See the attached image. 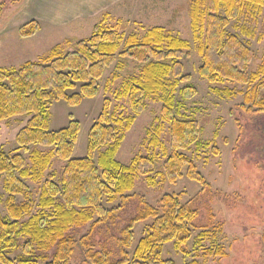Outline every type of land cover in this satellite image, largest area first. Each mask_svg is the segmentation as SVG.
<instances>
[{
  "label": "trees",
  "instance_id": "16d2710c",
  "mask_svg": "<svg viewBox=\"0 0 264 264\" xmlns=\"http://www.w3.org/2000/svg\"><path fill=\"white\" fill-rule=\"evenodd\" d=\"M187 4L192 37L201 57L199 75L210 84L251 85L243 96L244 103L251 104L247 110L264 113V56L258 67L249 72L252 51L227 30L231 20L247 12L264 14V0H188ZM108 21L111 23L106 24ZM118 24L104 15L90 37L66 39L36 61L0 68V122L29 116L16 135V143L18 149L29 153L30 162L22 154H7L0 147V180L3 179L7 193V214L0 216V264H72L77 251L90 252L95 228L115 224L117 213L137 197L128 194L136 179L156 169L159 155L165 156L162 176L170 183L185 169L188 178L207 186L193 161L184 154L198 142L201 128L197 120L181 117V104L175 100L176 93L188 100L197 92L192 84L178 88L191 79L184 73L181 61L191 54L189 41L153 26L142 27L145 33L140 37L127 36L121 46L115 29L123 23ZM38 27L37 22L30 21L20 27V36H30ZM128 61L135 64L137 72L115 92V97L127 101L130 113L123 116L122 112L111 110V100L104 98L88 131L87 154L72 157L79 123L71 118L66 127L49 130V106L55 100L75 106L83 98L94 97L105 70L115 62L121 67ZM215 89L228 97L232 94L227 87ZM149 100L162 103L156 124L149 132L151 153L137 155L129 165H123L115 159L116 153L125 132ZM165 125L169 153L160 137ZM53 157L65 162L60 179L55 182L54 174H46L37 204L39 211L33 213L35 202L23 180H40ZM103 199L107 203L119 200V204L107 208ZM138 202L140 210L120 231L118 258L112 261L108 252H95L91 255L93 264H174L161 259L163 246L169 242L176 249L185 246L191 238L197 210L191 202L182 203L180 195L174 194L163 195L158 207L141 199ZM148 218H153V222L130 254L127 250L132 247L134 224ZM89 222L86 235L76 238L69 234L70 229ZM214 253L218 251L204 250L205 255Z\"/></svg>",
  "mask_w": 264,
  "mask_h": 264
},
{
  "label": "rangeland",
  "instance_id": "374dc122",
  "mask_svg": "<svg viewBox=\"0 0 264 264\" xmlns=\"http://www.w3.org/2000/svg\"><path fill=\"white\" fill-rule=\"evenodd\" d=\"M33 10L30 3L23 0H0V68L18 67L26 61H35L38 54L53 47L55 40L40 42L35 46L37 38L20 36V28L18 31L17 26L30 22L35 17L31 16ZM188 13L144 12L143 9H138L126 12L125 15L129 19L136 16L148 28L162 26L188 40L191 45L190 56L181 59L184 73L189 74L191 79L180 84L178 88L192 84L197 92L188 100H182L180 94L176 93L175 100L181 104V117L197 120L201 128L198 142L191 145L184 154L193 161L196 169L205 178L207 186L203 187L199 182L188 178L185 169L174 183H170L162 176L165 156L159 155L156 169L149 175L139 176L134 189L128 193L136 194L137 197L122 212L117 213L115 224L95 228L92 250L86 254L77 251L71 260L72 264H93L91 255L95 252H108L112 261L118 258L117 240L121 238L120 231L127 220L140 210L138 201L141 199L153 207H158L165 194L180 195V201L191 202L197 214L192 221L191 238L185 246L176 249L172 242L166 243L161 253L162 260H171L174 264H264V113L253 111L254 109L247 110L251 104L244 103L243 96L251 85L231 82L210 84L199 75L201 57L196 52ZM263 17V13L247 12L237 20H231L227 27L228 32L236 34L252 51L249 72L258 67L264 56ZM110 23L108 21L106 24ZM122 25L115 29L121 46L127 36L136 34L140 37L145 33V29L135 22ZM71 34L74 37L79 36ZM64 35L67 34H62L59 38ZM90 35L91 32L83 33L79 39ZM116 64L115 62L105 70L99 80V91L94 97L83 98L75 106H70L63 100H55L49 106V130L66 127L71 118L79 123L72 152L74 158L87 154L88 131L102 109L104 98L111 100V110L116 109L123 116L130 113L127 101L117 99L115 92L137 69L131 61L122 63L121 67ZM215 87H227L232 94L230 97L225 96L221 91H216ZM161 105L160 101L146 102L144 110L135 117L130 129L125 132L115 156L118 162L129 165L137 155L151 153L148 148L149 132L156 124ZM28 119L29 116H15L0 122V147L7 154H22L30 164L29 153L18 149L16 143V135ZM160 137L169 153L167 125ZM159 150L160 148L156 149L157 152ZM64 163L63 160L53 157L40 180H23L35 202L33 213L39 211L37 204L46 174H54V181L58 182ZM6 197L1 179V217L7 214ZM103 204L111 208L118 205L119 200L107 203L103 199ZM96 218L94 216V220ZM152 222L153 218H148L134 224L132 247L127 250L130 254ZM90 225L91 222L81 228L70 229L69 234L80 238L89 232ZM205 249L218 253L205 255Z\"/></svg>",
  "mask_w": 264,
  "mask_h": 264
},
{
  "label": "crops",
  "instance_id": "0c3cea01",
  "mask_svg": "<svg viewBox=\"0 0 264 264\" xmlns=\"http://www.w3.org/2000/svg\"><path fill=\"white\" fill-rule=\"evenodd\" d=\"M23 2L30 3L33 7L31 16L35 17L30 21L37 22L39 26L37 31L29 36V38H37L35 46H38L40 42L50 40H55L53 42L55 46L66 39H79V36L86 32L92 34L94 26L99 24L104 15L114 22H135L145 27V23L139 21L136 16L129 19L125 15L126 12L143 9L144 12L188 13V0H23ZM24 24L26 23L17 26L18 31ZM71 33L79 36L74 37L75 35ZM62 34L67 35L59 38ZM42 54L43 52L38 54V58Z\"/></svg>",
  "mask_w": 264,
  "mask_h": 264
}]
</instances>
